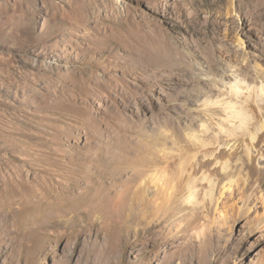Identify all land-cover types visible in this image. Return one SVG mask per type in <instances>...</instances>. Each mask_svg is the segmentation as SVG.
I'll list each match as a JSON object with an SVG mask.
<instances>
[{"label": "rangeland", "instance_id": "rangeland-1", "mask_svg": "<svg viewBox=\"0 0 264 264\" xmlns=\"http://www.w3.org/2000/svg\"><path fill=\"white\" fill-rule=\"evenodd\" d=\"M228 63L264 71V0H0V264H264L242 185L191 220L153 187L114 205Z\"/></svg>", "mask_w": 264, "mask_h": 264}, {"label": "bare ground", "instance_id": "bare-ground-1", "mask_svg": "<svg viewBox=\"0 0 264 264\" xmlns=\"http://www.w3.org/2000/svg\"><path fill=\"white\" fill-rule=\"evenodd\" d=\"M174 56L178 62L184 59V53L179 51ZM228 64L231 68L225 76H208L206 87L200 79L195 92L199 125L196 130L188 125L183 128L184 143L180 141L183 137L171 138L170 149L162 143L156 152L132 157V180L119 188L116 210L135 211L139 203L147 201L143 193L150 187L162 198L161 203L155 198L156 205L186 206L182 210L190 220L216 208L225 192L241 185L244 199L239 210L248 211V201L256 196L264 205V71L256 69L251 76L243 73L250 65L241 70ZM186 71L168 75L189 84L193 78Z\"/></svg>", "mask_w": 264, "mask_h": 264}]
</instances>
